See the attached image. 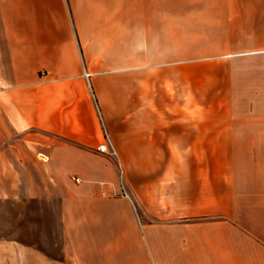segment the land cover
<instances>
[{
  "label": "crops",
  "instance_id": "obj_1",
  "mask_svg": "<svg viewBox=\"0 0 264 264\" xmlns=\"http://www.w3.org/2000/svg\"><path fill=\"white\" fill-rule=\"evenodd\" d=\"M0 264H264V0H0Z\"/></svg>",
  "mask_w": 264,
  "mask_h": 264
},
{
  "label": "rangeland",
  "instance_id": "obj_2",
  "mask_svg": "<svg viewBox=\"0 0 264 264\" xmlns=\"http://www.w3.org/2000/svg\"><path fill=\"white\" fill-rule=\"evenodd\" d=\"M86 75L88 74L86 73ZM9 222V217H5L3 220H1L2 235H6V233H8V228L13 227V225H10ZM15 237L20 240V242L32 246V248L36 251H40L42 248V242L37 239H29L26 237V235H16Z\"/></svg>",
  "mask_w": 264,
  "mask_h": 264
},
{
  "label": "built area",
  "instance_id": "obj_3",
  "mask_svg": "<svg viewBox=\"0 0 264 264\" xmlns=\"http://www.w3.org/2000/svg\"><path fill=\"white\" fill-rule=\"evenodd\" d=\"M98 150L99 151H102V152H106L107 151V145H106V143H103V144L99 145ZM73 179L76 182H80V178H78V177H74Z\"/></svg>",
  "mask_w": 264,
  "mask_h": 264
}]
</instances>
